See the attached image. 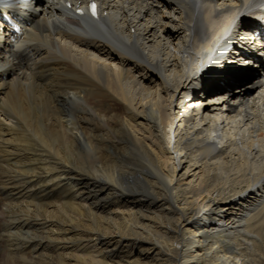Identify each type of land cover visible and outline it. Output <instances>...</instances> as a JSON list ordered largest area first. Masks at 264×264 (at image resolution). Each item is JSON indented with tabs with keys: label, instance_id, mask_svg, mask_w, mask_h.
I'll list each match as a JSON object with an SVG mask.
<instances>
[{
	"label": "bare ground",
	"instance_id": "bare-ground-1",
	"mask_svg": "<svg viewBox=\"0 0 264 264\" xmlns=\"http://www.w3.org/2000/svg\"><path fill=\"white\" fill-rule=\"evenodd\" d=\"M79 1L0 0V264H264V0Z\"/></svg>",
	"mask_w": 264,
	"mask_h": 264
},
{
	"label": "rangeland",
	"instance_id": "rangeland-1",
	"mask_svg": "<svg viewBox=\"0 0 264 264\" xmlns=\"http://www.w3.org/2000/svg\"><path fill=\"white\" fill-rule=\"evenodd\" d=\"M251 11V13H253L254 15L256 14V13H261V11H258V12H255L254 10H250ZM246 30V29H245ZM243 39H247V34L245 33V35L243 36ZM164 58V57H163ZM251 69H253V68H251ZM208 101V100H207ZM140 102H142V104L145 102V100H140ZM137 107H139L138 105H137ZM193 114H198V115H194V119H193V125H198V123H200V119H202L201 117H202V115H203V117L206 115L205 113L206 112H199L198 110H197V106L196 105H194L193 106ZM199 119V120H198ZM184 123H186V122H184ZM183 125V126H182ZM186 125V124H185ZM184 124H183V122H181V120L180 119H176L175 118V132L176 133H179V134H185V132H186V130H182L183 128L182 127H184L185 126ZM240 131V130H239ZM209 133H211L213 136H214V138H215V140H216V143H217V145L219 146V147H221V148H223V149H226L227 148V134H225L223 131H221V132H218V131H214V130H212V131H210ZM241 134H243V135H246V137H248L249 135H248V132H246V129L244 128V129H241V132H240ZM216 134H219V137L217 138L216 137ZM258 143V144H257ZM259 146H260V143L257 141L256 142V147H258L259 148ZM240 149H241V151H244V153H245V155H246V158L249 160V161H251V163H255V165L257 166V167H259V162H254L253 160H252V157L250 158V156H251V154L249 153V151L246 149L245 150V148H244V145L242 144V143H240L239 142V146H238ZM174 149L177 151V153H180L181 154V157H180V159L181 160H183V161H185L184 162V166L182 167V169H179V170H176L175 171V169H176V167H173V161H171V168L172 169H174V171H175V173H179V176H181V178L183 179V181H185V182H183L184 184H183V186L181 187L182 189H185L187 186H188V184H190V183H192L191 182V180H192V176H186V179L184 178L185 177V175H184V173L183 172H185L186 170H187V165L189 164V159H191V157L190 158H187V157H184V151H182V149H181V146H178L176 143H174ZM183 152V153H182ZM244 156V155H243ZM195 158V157H194ZM187 159V160H186ZM219 161V160H218ZM202 163V162H201ZM200 163V164H201ZM220 165V164H219ZM218 166V165H217ZM218 168V171H219V173H222L224 176H226L225 175V170L222 168V167H217ZM173 171V172H174ZM0 224H1V222H0ZM1 226V225H0ZM0 229H1V227H0ZM1 247H7V243H6V241L3 239V240H0V248ZM1 250V249H0ZM1 253H0V257H1ZM122 258H120L119 260H121ZM142 260V261H141ZM153 260V258H149V257H144V258H141L140 259V264H149L151 261ZM123 261H125V260H123ZM126 264H128V263H126Z\"/></svg>",
	"mask_w": 264,
	"mask_h": 264
},
{
	"label": "snow or ice",
	"instance_id": "snow-or-ice-1",
	"mask_svg": "<svg viewBox=\"0 0 264 264\" xmlns=\"http://www.w3.org/2000/svg\"><path fill=\"white\" fill-rule=\"evenodd\" d=\"M91 7H92V9H93V12H95V9H96V4H95V3H93V4L91 5Z\"/></svg>",
	"mask_w": 264,
	"mask_h": 264
}]
</instances>
